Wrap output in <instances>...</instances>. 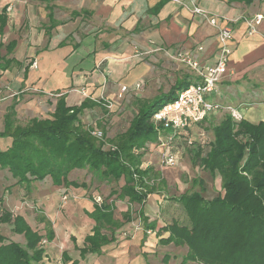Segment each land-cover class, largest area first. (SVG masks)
<instances>
[{
    "label": "crops",
    "instance_id": "1",
    "mask_svg": "<svg viewBox=\"0 0 264 264\" xmlns=\"http://www.w3.org/2000/svg\"><path fill=\"white\" fill-rule=\"evenodd\" d=\"M194 1L210 13L231 21L235 31L228 71L218 84L213 99L235 106L243 113V119L249 122L263 121L264 19L252 34L248 33L246 20L264 11V2L254 0L246 5L227 0ZM4 7L7 21L4 26L0 22V49H6V54L0 53V56L13 58V61L4 68L0 66V73L6 75L22 67V77L13 84L21 86L25 83L23 90L32 88L43 93L39 98L47 101L43 103L44 109H47L48 101H52L45 118L52 117L58 99L50 96L65 95L69 106L80 105L86 98L93 100L92 97L101 94L116 103L119 100L117 92L123 84L132 86L142 82L140 93L151 85L159 90L162 81L168 77L173 79L170 89L181 81L198 80L188 67L182 76H178V62L167 60V54L157 48L193 50L202 45L204 50L196 55L204 65L214 61L218 50L217 29L176 0H0V14H3ZM12 41L15 44L9 51ZM21 42L24 50L19 59L16 52ZM7 84L10 86L11 83ZM82 90L89 95L84 96ZM97 109L105 107L98 103L83 111L80 116L82 124L83 114L89 119L85 127H91L93 121L104 122L107 119V114L95 113ZM225 113H213L215 122L207 118L204 123L211 128L221 121ZM193 129L203 131L196 125H192L190 130L193 132ZM3 139L10 142L5 148L0 145L5 150L12 139ZM149 148L144 157L143 165L146 166L151 163L149 154L157 152L154 143ZM78 170L81 169L69 173L70 181H75L71 175ZM8 174L9 185L4 186L0 181V210L8 211L6 203L14 205L12 209L16 211L11 209L9 212L13 216H23L27 224L43 236L39 245L45 250V264H71L73 261L79 264H149V250L144 246L145 238L149 236L140 230L132 238L125 239L121 229L117 228L115 240L103 246L99 253L81 256L85 239L93 233L95 226V221L89 216L94 210L95 200L87 183L86 187L58 185L47 176L26 187L16 184L17 180ZM65 190L69 198L63 201ZM29 198L30 201L27 200ZM27 202L44 210L31 211L32 207L25 205ZM143 206V212L150 221L159 219V214L164 212L160 211L158 199L150 195ZM3 228L8 230L4 232ZM49 229L54 233L51 240L46 236ZM0 233L7 242L26 244L25 235L12 231L9 224H0ZM154 233L156 245L161 247L157 231ZM44 239L46 243H42Z\"/></svg>",
    "mask_w": 264,
    "mask_h": 264
},
{
    "label": "trees",
    "instance_id": "2",
    "mask_svg": "<svg viewBox=\"0 0 264 264\" xmlns=\"http://www.w3.org/2000/svg\"><path fill=\"white\" fill-rule=\"evenodd\" d=\"M227 1L249 5L254 0ZM5 11L6 7L0 14L2 26L7 21ZM14 44V41L10 42L9 51ZM12 61L13 58L0 56L2 68ZM190 83L181 81L166 96H157L152 101L139 99L138 111L129 127L107 140L109 147L105 141L95 138L80 120L86 108L102 104L95 100L86 98L80 105L69 106L65 95H60L51 118L34 117L26 125L16 124L14 111H10L5 115L0 137H10L12 142L5 150L0 147V168L7 169L17 180L16 184L26 187L47 176L58 185L86 187L85 182L70 181L68 175L74 169L87 167L99 179L124 180L121 189H112L108 198L116 196L143 203L149 194L155 192L156 186L149 180L157 175L152 166L143 165L145 154L150 144L156 146L167 133L161 124L152 120L153 114L165 103L176 99L179 91ZM204 121L192 125L202 128L200 125ZM190 129L186 136L190 135ZM210 129L212 137L205 146L194 151L193 159L212 175L221 177L222 192L206 199L203 195L206 187L200 179L199 191L164 197L181 204L188 222L174 215L167 217L164 212L159 214V219L150 221L142 212L145 233L157 231L159 243L163 246H187L185 261L264 264V120L259 123L246 119L237 122L226 112ZM106 202L108 199L100 204L95 201L94 210L89 213L95 226L93 233L85 239L81 256L99 253L103 246L115 240L119 228L115 208ZM160 211H164L162 205ZM0 224H9L12 231L26 237L23 245L7 242L0 233V264H45V250L39 245L43 236L34 231L23 216L0 210ZM46 236L51 240L53 231L49 229Z\"/></svg>",
    "mask_w": 264,
    "mask_h": 264
},
{
    "label": "rangeland",
    "instance_id": "3",
    "mask_svg": "<svg viewBox=\"0 0 264 264\" xmlns=\"http://www.w3.org/2000/svg\"><path fill=\"white\" fill-rule=\"evenodd\" d=\"M23 47L24 44L21 42L16 52V57L19 59L22 56V52L24 50ZM0 53L5 55L6 49H0ZM167 57V60L170 59L169 61L174 62L169 56ZM180 66L182 67L180 68ZM21 68L22 67H18V70L7 73L6 75L4 73H0V130L4 129V118L5 115L10 111H14L16 124L26 125L28 121L34 117L45 118V116L48 115V112L46 111L51 109L52 101H48L47 109L42 108L43 103H47L46 100L42 101L39 98L40 96H43V93L34 91L32 88L23 90L25 88V83L21 86L19 84L14 86L13 82H17L19 78L22 77L23 72H21ZM177 68L179 71L178 76H182L185 68L187 67L183 66L181 63H177ZM172 82L173 79L170 80L168 77L162 81V86L159 90L155 87H152L153 85H151L150 88H145L140 93L139 91H136L137 94H134V92H132L133 90H130L127 94V97H124L121 100L119 99L112 109L105 108L97 109V111L95 110V113L97 112L101 115L107 114V119L105 118L104 122L93 121V124L89 121L92 126L86 128L91 132V134L93 130L102 131V137L98 138L95 136V138L100 141H105L106 147H109L110 143L107 142V140L113 138L116 134L125 131L129 127L131 119L138 111V107L140 105L139 99L152 101L157 96H166L168 94L166 91L170 89L171 84H173ZM7 83H11L10 86H8L9 84ZM50 97L58 98V95ZM209 98L213 100V95L209 96ZM95 113L92 116H95ZM208 118L212 122H215L216 116L211 114ZM82 119L84 121V126H86V124H88L87 120L89 119L86 118L85 114L82 115ZM203 127V131L198 129H193V132L191 131L193 143L192 145H183L184 147L180 153L182 154L180 160L182 163L180 167L177 165L175 167L168 168L160 167L158 165V159L162 148L161 146H158L160 145V142L156 145L158 147H155V151L157 152L153 154L152 151V153L149 154V159L152 163L149 165L154 168L153 171L157 174L154 176V179L149 180L151 185L156 186L155 192L149 195L158 199V205H162V209H164V213L167 215V217L174 215L186 223L188 222V219L185 216L184 209L182 208L181 204L170 199H163L164 197L167 198L170 196H178L184 192L191 193L194 191H199L201 189V184L198 183L200 179L204 182V186L206 187L203 192V195L206 199H211L218 193L222 192L221 177L218 174L212 175L210 172L203 169V167L195 163L193 159L194 151L197 150L198 147L205 146L204 144H206V141L212 137V132L208 124L204 123ZM204 130H206L207 133ZM3 138L4 137H0V145L1 147L5 148L10 142ZM144 166L147 167L146 165ZM9 177L10 175L8 174V170L0 168V181L4 186L9 185ZM71 179L77 182L84 181L87 183L89 185V192L91 193L90 195L94 200L97 197H100L102 202L108 199V202L106 203L113 204V207L115 208V218L118 221L119 226L118 230L121 229L120 233H122V236L125 239L132 238L134 233L138 230L145 232V224L141 217V214L144 211V202L138 204L130 201L128 198L121 199L117 198L116 196L108 198L112 189H121V187L124 185V180L119 182H111L99 179V177H95L94 173H92L87 167L81 168V170H78L76 173H74V175H71ZM194 180L197 182L194 183ZM68 198V191L65 190L62 200L66 201ZM27 200L30 201L31 199L29 198ZM25 205L27 208L32 207L31 211L44 210L42 207L29 204L28 202L25 203ZM13 206L14 205L9 206L6 203L5 209L10 211ZM36 218L37 217H35V219ZM3 230L5 232L8 229L3 228ZM154 232L155 231L152 230L146 233V235L149 237L145 238L146 244L144 243V246H146V248L149 250L147 253L149 264H198L196 262L184 260V256L187 253V246L185 245L176 246L174 244H169L158 247L156 245L157 240L156 234ZM165 257L167 259L166 263L164 262Z\"/></svg>",
    "mask_w": 264,
    "mask_h": 264
},
{
    "label": "built area",
    "instance_id": "4",
    "mask_svg": "<svg viewBox=\"0 0 264 264\" xmlns=\"http://www.w3.org/2000/svg\"><path fill=\"white\" fill-rule=\"evenodd\" d=\"M180 5L191 9L194 14L201 15L206 21L217 29L218 50L214 61L211 64L204 65L196 53L202 52L204 47L199 45L193 50H170L167 48H157L163 50L173 61L181 63L194 71L198 80L191 82L187 87L181 89L177 98L162 105L152 117V120L161 124L167 133L162 137L160 145L161 154L158 159L160 167L172 168L180 165L182 157L181 150L183 145H192L191 134L186 136L187 131L192 124H200L211 114L226 111L234 121H240L244 118L243 113L233 105L223 104L215 99L211 100L209 96L217 93L218 83L228 71L230 56L232 53V43L235 38V31L231 21L210 13L194 0H176ZM10 10V8H8ZM264 19V11L256 13L253 17L247 19L248 33L256 32L257 26ZM33 65L36 66V61ZM143 83L138 81L131 85H121L117 92V98L123 99L130 91H139ZM84 96H88L85 90H82ZM93 100L102 103L105 108L112 109L115 100L106 97L104 94ZM92 134L98 138L103 135L102 131L93 130ZM155 146V147H158ZM97 203H102L100 197L95 199ZM44 239L42 243H46Z\"/></svg>",
    "mask_w": 264,
    "mask_h": 264
}]
</instances>
